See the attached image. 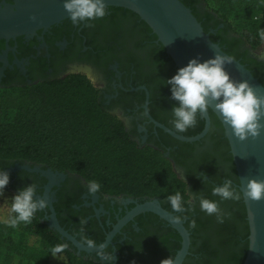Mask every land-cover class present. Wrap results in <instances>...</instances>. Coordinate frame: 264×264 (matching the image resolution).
Here are the masks:
<instances>
[{
  "label": "flooded vegetation",
  "instance_id": "flooded-vegetation-1",
  "mask_svg": "<svg viewBox=\"0 0 264 264\" xmlns=\"http://www.w3.org/2000/svg\"><path fill=\"white\" fill-rule=\"evenodd\" d=\"M14 1L0 0V6ZM182 1L201 26L205 25L210 38L223 50L230 49L238 60L247 61L250 71L264 86V53L258 56L247 44L233 43L236 36L218 22L201 0ZM105 9L106 15L92 21L91 26L66 18L29 35L1 39L0 88L35 85L70 74L84 75L98 90L101 106L122 122L129 137L140 148L157 151L180 175L188 197L198 192L219 204L221 200L211 189L225 177L239 191L229 145L215 114L208 108V124L204 114H198L194 127L182 134L175 133L169 123L175 102L169 99V88L163 81L174 75L177 68L137 14L119 6H105ZM159 125L183 137L200 134L206 125L207 130L199 139L186 142ZM0 168L8 173L7 186L15 193L28 184L37 185L46 207L35 215L46 226L50 204L58 224L79 243L81 234L104 243L112 233L106 245L112 250V264H160L175 252L177 245L180 247L178 233L151 211H141L122 222L136 206L153 203L172 215H182L181 222L189 235L188 255L182 264H193L194 258H187L192 237L205 234L203 227L210 215L190 201L185 204V213H172L166 199L161 197L89 194L87 182L75 173L20 161ZM196 171L206 173L203 179L208 182L203 184L194 176ZM191 221L195 227H189ZM177 236L180 240H176ZM62 241L76 255L103 264L95 252L78 250L70 242Z\"/></svg>",
  "mask_w": 264,
  "mask_h": 264
},
{
  "label": "trees",
  "instance_id": "trees-1",
  "mask_svg": "<svg viewBox=\"0 0 264 264\" xmlns=\"http://www.w3.org/2000/svg\"><path fill=\"white\" fill-rule=\"evenodd\" d=\"M210 1L217 8L205 7L236 36L233 43H245L249 48L260 44L256 31L258 27L264 29V0ZM223 51L250 71L247 61L238 60L230 49ZM15 161L75 173L86 182L96 180L101 194L165 199L180 191L188 197L184 182L173 175L169 163L157 151L140 148L129 137L122 122L101 106L95 86L81 74L0 88V167ZM14 194L6 186L1 198L10 199ZM10 203L6 200L9 208ZM218 206L221 214L227 215L223 223L210 215L203 227L205 234L192 237L187 258H194L193 264H242L248 242L242 197L220 201ZM28 236L35 238L36 249L28 248ZM176 240H180L178 236ZM57 244L66 247L53 256L50 249ZM2 248L25 264H102L69 250L35 214L30 223L21 222L15 228L0 221V251Z\"/></svg>",
  "mask_w": 264,
  "mask_h": 264
},
{
  "label": "water",
  "instance_id": "water-1",
  "mask_svg": "<svg viewBox=\"0 0 264 264\" xmlns=\"http://www.w3.org/2000/svg\"><path fill=\"white\" fill-rule=\"evenodd\" d=\"M105 6H119L137 14L155 35L177 69L186 65L187 61L194 57L203 61L211 57L214 52L225 57L229 56L217 43L211 41L191 10L181 0H105ZM66 18L68 14L62 8V0H15L13 4L3 3L0 6V40L29 35ZM225 70L232 80H247L257 95L264 96V87L239 61L232 59L225 65ZM209 109L215 114L223 128L235 167L239 191H243V185L248 179L264 180V127L261 128L257 137L239 140L233 136L231 129L223 123L211 104H209ZM203 114L208 124L206 112ZM261 124H264V118L261 119ZM159 126L173 137L186 142L199 139L207 130L206 125L200 134L183 137L162 125ZM242 201L248 226L247 250L242 264H264V198L251 201L242 196ZM49 207L51 211L47 223L49 229L57 233L61 240L70 242L78 250L96 251L95 248L83 246L67 233L58 224L50 204ZM141 211L155 213L178 233L181 238L180 247L175 252L173 260L174 264H182L188 255L189 248V235L182 222H174L171 219L172 214L153 203L136 206L122 222ZM111 234L104 242L105 245L109 242Z\"/></svg>",
  "mask_w": 264,
  "mask_h": 264
},
{
  "label": "clouds",
  "instance_id": "clouds-1",
  "mask_svg": "<svg viewBox=\"0 0 264 264\" xmlns=\"http://www.w3.org/2000/svg\"><path fill=\"white\" fill-rule=\"evenodd\" d=\"M62 8L68 14L73 23H85L91 26V22L99 20L106 15L105 0H62ZM257 38L264 42V29L257 28ZM232 57H225L213 53L211 57L200 61L198 57L189 59L183 67L176 70L175 74L163 81L169 88V99L174 101L171 108L169 123L175 133H184L188 128L197 123V115L208 111L209 104L221 117L239 140L255 138L264 127L261 119L264 118V96L257 95L247 80L234 81L225 70V65L232 61ZM206 173L199 172L194 176L204 180ZM209 180V178H208ZM9 181L6 171L0 169V197L4 196V189ZM89 194H95L100 190V184L96 180H89L86 184ZM212 194L223 200H240L243 196L251 201H259L264 198V180L248 179L243 185V191L233 187V181L225 177L222 183L212 187ZM36 199H33V197ZM9 215L3 221L9 227L15 228L19 223L28 224L34 214L46 207V200L38 195L35 183L28 184L17 190L10 199ZM172 213H185V204L189 201L205 215H215L218 223H223L224 216L221 214L216 200H209L193 192L191 197L182 196L180 191H175L165 197ZM182 215H172L174 222H180ZM189 227H195L191 221ZM83 230L81 229V233ZM80 243L87 248H95V257L103 261V264H112L111 251L104 243H97L83 234ZM64 244L54 245L50 252L53 256L64 250ZM160 264H174V260L167 256Z\"/></svg>",
  "mask_w": 264,
  "mask_h": 264
},
{
  "label": "rangeland",
  "instance_id": "rangeland-1",
  "mask_svg": "<svg viewBox=\"0 0 264 264\" xmlns=\"http://www.w3.org/2000/svg\"><path fill=\"white\" fill-rule=\"evenodd\" d=\"M201 2H203V5L206 6L207 8H209L210 10H214L217 7H215L213 5V3L210 0H201ZM228 4L224 5V7H227ZM222 11V10H221ZM254 14H259V12H253ZM252 53L258 56H261L264 53V42H260L259 45H257L256 47L250 48ZM93 83V82H92ZM94 84V83H93ZM173 175L175 177H177V179L179 178V174L175 173L173 171ZM8 211H9V207L6 204V200L2 199L0 197V221H4L7 216H8ZM21 226V225H20ZM26 243L28 244V248H37V242L35 241V238H33L32 236H28L26 238ZM32 250V249H31ZM25 264V262L19 260V258L13 254L10 250H8L7 248H2L0 251V264Z\"/></svg>",
  "mask_w": 264,
  "mask_h": 264
},
{
  "label": "bare ground",
  "instance_id": "bare-ground-1",
  "mask_svg": "<svg viewBox=\"0 0 264 264\" xmlns=\"http://www.w3.org/2000/svg\"><path fill=\"white\" fill-rule=\"evenodd\" d=\"M89 73L87 72V75H88ZM89 76V75H88Z\"/></svg>",
  "mask_w": 264,
  "mask_h": 264
}]
</instances>
